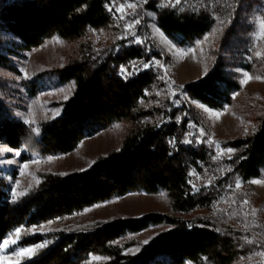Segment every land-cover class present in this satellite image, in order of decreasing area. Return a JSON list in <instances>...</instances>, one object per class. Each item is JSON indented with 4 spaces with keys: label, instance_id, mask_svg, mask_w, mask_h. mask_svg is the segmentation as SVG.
Segmentation results:
<instances>
[{
    "label": "trees",
    "instance_id": "1",
    "mask_svg": "<svg viewBox=\"0 0 264 264\" xmlns=\"http://www.w3.org/2000/svg\"><path fill=\"white\" fill-rule=\"evenodd\" d=\"M108 0H0V66H7L11 45L30 50L46 38L57 35L64 40H78L89 29L106 28L111 22ZM160 29L169 37L181 36L182 43L203 37L213 26L211 15L158 9ZM19 37L21 42L8 40ZM145 56L141 48L131 46L105 56L74 61L56 70L61 83L74 82L75 90L65 103L63 115L41 127L39 135L0 105V140L15 149L42 156L73 151L82 139L93 133L88 123L128 121L122 146L100 157L90 169L62 176L43 174L39 185L18 201L9 199V185L0 179V241L17 229L45 224L55 217L78 213L86 207L109 201L136 189L165 192L175 213L186 214L209 208L215 196L192 187L191 172L202 171L208 153L184 142L188 120L179 122L174 109L161 122H140L151 116L139 104L154 84L152 71L121 78L119 68ZM239 83L221 65L198 82L185 86L188 95L210 108L223 109L232 103ZM30 92L34 88H29ZM86 115H88L86 117ZM99 115V116H98ZM101 115V116H100ZM93 124V125H94ZM236 151L228 163L229 177L243 182L260 178L264 169V116L253 134L228 144ZM26 158L23 154L22 159ZM150 226H167L135 254L126 250L133 245L126 238ZM47 247L21 264H83L88 257L103 258L101 264H235L240 256L236 239L209 224H191L177 216L150 212L140 218L116 217L85 226L46 232L20 239L28 246L41 240Z\"/></svg>",
    "mask_w": 264,
    "mask_h": 264
},
{
    "label": "rangeland",
    "instance_id": "2",
    "mask_svg": "<svg viewBox=\"0 0 264 264\" xmlns=\"http://www.w3.org/2000/svg\"><path fill=\"white\" fill-rule=\"evenodd\" d=\"M128 4H135L136 7L133 9ZM151 4H155L158 9L179 13L205 12L211 15L213 26L203 37L192 43H182L181 36L169 37L160 29L157 13L149 9ZM173 4L174 0H147V3L145 0H108L111 22L106 28L89 29L82 38L72 41L53 35L30 50L11 45L14 51L5 53L9 58L7 66H0V105L39 135L44 124L63 115L65 103L75 90L74 82L61 83L58 80L54 73L56 70L74 61L102 57L124 47H139L145 54L144 58L121 66L119 75L127 79L149 70L155 76L146 99L139 104L141 110L151 111L152 115L140 122H161L166 120V116L170 117L174 109L180 110L179 122L188 120L184 133V142H188L185 144L204 149L209 157L202 171L191 172L192 187L196 191L211 192L215 196L212 204L206 209L178 214L172 210L165 192L159 190L151 193L136 189L86 207L78 213L26 227L21 238L41 236L62 228L91 225L99 220L140 218L156 212L180 217L191 224H209L232 236L240 248V256L235 264H264V169L260 178L248 182L236 177H230L229 181L225 179L232 170L228 162L236 155L229 142L253 134L264 116V0H181L179 4ZM121 6L122 12L119 11ZM121 15L124 18H118ZM137 19L140 23L130 29L135 36L127 35L125 38L126 25ZM12 39L21 42L19 37L8 38ZM137 39L142 43L135 42ZM145 63L151 66L145 69ZM157 63L164 65V68L158 67ZM217 65H221L240 85V89L232 94V103L223 109L210 108L192 99L185 91L187 84L202 80ZM122 67L125 70L123 75ZM245 73L251 79H247ZM161 76H165V79H160ZM29 88H34V91L30 92ZM66 96L68 99H65ZM84 122L88 123L93 133L85 136L76 149L65 154H29L24 148L15 149L0 140V179L9 185V199L18 201L26 196L31 188L41 183L43 174L65 176L90 169L100 157L120 149L128 128L133 126L128 121L98 125L86 118ZM201 129L203 136L199 135ZM229 148L234 151L228 153L226 150ZM23 154L26 156L24 160ZM217 156L220 158L217 159ZM24 164H27L26 168H22ZM237 181L240 182L239 187L236 186ZM13 188H16L17 193L26 194L13 200ZM169 228L150 226L129 235L126 240L133 245L126 253H137L145 245L144 241L151 242L153 237L156 238ZM9 237L15 238L14 234ZM245 238L252 242H246ZM45 242L43 239L28 246L19 245L18 242L7 250L0 249V260H6L9 264L19 261L21 264L34 255L31 258L14 256L11 254L13 248H28ZM160 261L178 264L171 258ZM102 262L103 258L91 256L83 264ZM183 264L192 263L184 261Z\"/></svg>",
    "mask_w": 264,
    "mask_h": 264
},
{
    "label": "snow or ice",
    "instance_id": "3",
    "mask_svg": "<svg viewBox=\"0 0 264 264\" xmlns=\"http://www.w3.org/2000/svg\"><path fill=\"white\" fill-rule=\"evenodd\" d=\"M180 2H181V0H174V4H173V6H175V4H179ZM145 3H147V0H145ZM127 6L133 8V9L136 7L135 4H128ZM122 9H123V6H121V9H120L119 11L122 12ZM110 10H111V9H110ZM181 10H183V9H181ZM118 18H124V17H123V15H121V16L118 17ZM230 22H231V21H229V23H230ZM139 23H140V20L137 19V20H134V21L129 22V23L126 25V27H125V38L127 37V35H133V36H135V33H134V32H131L130 29H131L134 25H137V24H139ZM135 42H137V43H142V41H140L139 39H137ZM185 51H186V50H185ZM257 55H259V53H257ZM150 66H151V65H150V64H147V63L143 64V68H145V69L149 68ZM157 66H158V67H161V68H164V65H161V64H158V63H157ZM166 71H167V70L165 69V75H166ZM121 74H122V75L125 74V70L123 69V67L121 68ZM25 75H26V74H25ZM245 77H246L247 79H251V77L248 76L247 73H245ZM26 78H27V76H26ZM257 78H259V77H257ZM160 79H165V76H161ZM245 82H246V81H245ZM65 99H68V97L66 96ZM216 115L218 116L219 113H216ZM26 123L31 124V123H34V121H26ZM117 127H119V126H117ZM33 131H36V129H33ZM245 134H247V129H245ZM199 135H200V136H203V135H204V132H203L202 129L200 130ZM185 142H188V141H185ZM226 151H227L228 153H232L234 150L231 149V148H229V149H227ZM16 155L19 156L20 153L17 152ZM219 158H220V157L217 156V159H219ZM229 158H230V157H229ZM9 162H11V161H9ZM26 167H27V164L22 165V168H26ZM21 174H23V173H21ZM258 182H259V181H252V183H258ZM18 184H19V182L17 181V186H18ZM236 186H237V187L240 186V182H239V181H237ZM29 187H31V185H30ZM25 194H26V193H17L16 188H13V190H12L13 200H16L19 196H22V195H25ZM245 203H247V201H245ZM41 227H42V226H41ZM22 231H23V229H17V230L15 231V233H14L15 238H11V237H9V238H5V239H3L2 241H0V249L7 250V249H9L10 247H13L14 245H17L18 242H19V240H20V238H21V233H22ZM34 231H35V229H33V232H34ZM154 238H155V237H153V239H154ZM245 240H246V242H248V243H251V242H252L251 240H248L247 238H245ZM149 242H150V241H148V240L144 241L145 244H147V243H149ZM46 246H47V242H45L44 244H39V245H35V246H32V247H28V248H19V249L13 248V251H12L11 254L14 255V256H18V257H28V258H31V257H32L33 255H35V254H36L41 248L46 247ZM138 250H139V249H137L136 251H138ZM0 264H9V262L6 261V260H0ZM14 264H19V261L14 262Z\"/></svg>",
    "mask_w": 264,
    "mask_h": 264
}]
</instances>
